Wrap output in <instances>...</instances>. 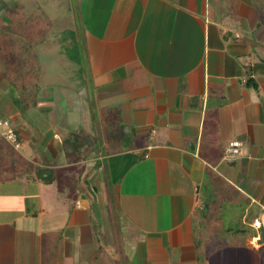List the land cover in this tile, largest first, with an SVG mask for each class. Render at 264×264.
Segmentation results:
<instances>
[{"label":"crops","instance_id":"crops-1","mask_svg":"<svg viewBox=\"0 0 264 264\" xmlns=\"http://www.w3.org/2000/svg\"><path fill=\"white\" fill-rule=\"evenodd\" d=\"M15 1L0 0V17ZM19 1L50 26L35 41L8 32L16 58L32 51L39 65L29 106L0 57V121L19 141L0 127V264H264V24L253 0ZM66 4L88 77L52 80L42 126L29 115L46 87L38 49ZM231 142L239 153L226 156Z\"/></svg>","mask_w":264,"mask_h":264},{"label":"rangeland","instance_id":"rangeland-1","mask_svg":"<svg viewBox=\"0 0 264 264\" xmlns=\"http://www.w3.org/2000/svg\"><path fill=\"white\" fill-rule=\"evenodd\" d=\"M76 14L71 4L68 5L65 12L60 11L58 15H55L53 18L54 27L46 37L50 40V43L46 44V48L40 47L38 49L40 61L43 64V85L46 87L39 94L37 107L30 109L29 115L34 117L39 125H49V123L53 122L54 99L52 80L54 78L58 82L69 84L75 79L85 81L88 77V63L83 46V35L80 31V21ZM55 37L60 38V45L54 44L51 40ZM66 37L69 40L66 41L64 39ZM87 134L91 136L90 133ZM40 171L42 174L45 173L42 169ZM111 232H113L112 228L106 229L107 237H109Z\"/></svg>","mask_w":264,"mask_h":264},{"label":"trees","instance_id":"trees-1","mask_svg":"<svg viewBox=\"0 0 264 264\" xmlns=\"http://www.w3.org/2000/svg\"><path fill=\"white\" fill-rule=\"evenodd\" d=\"M253 4L258 10L259 23L264 24V0H253ZM49 26L50 21L48 18L43 16H30L19 0L9 5L2 17H0V57L5 63V76L12 86L23 94V101L27 106L35 99V95L31 93L29 88L36 86L38 83L40 74L39 65L32 51L28 52L27 58L23 61H19L16 58V51L19 52V49H13L11 44L12 40L8 32L22 35L30 41H35V38L41 37L42 33ZM202 219V229L204 230L208 228L207 224L210 218L208 215H203ZM202 240V233L201 235L198 234V239L195 242L196 248L199 249L203 246Z\"/></svg>","mask_w":264,"mask_h":264},{"label":"built area","instance_id":"built-area-1","mask_svg":"<svg viewBox=\"0 0 264 264\" xmlns=\"http://www.w3.org/2000/svg\"><path fill=\"white\" fill-rule=\"evenodd\" d=\"M0 127H2V135L3 137L8 140L14 147L19 146V141L17 138L16 131L11 125L9 124L8 120H1ZM239 143L238 142H231L230 145L225 149L226 156H235L239 153Z\"/></svg>","mask_w":264,"mask_h":264}]
</instances>
